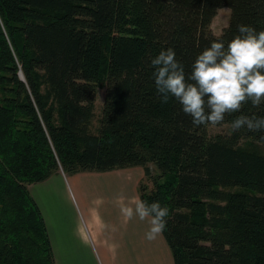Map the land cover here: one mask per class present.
Instances as JSON below:
<instances>
[{"label": "trees", "instance_id": "trees-1", "mask_svg": "<svg viewBox=\"0 0 264 264\" xmlns=\"http://www.w3.org/2000/svg\"><path fill=\"white\" fill-rule=\"evenodd\" d=\"M221 7L229 21L215 35ZM238 25L264 29V0H0V264H55L31 184L134 166L153 180L140 199L169 208L174 264H264V131L231 128L264 117V103L211 135L175 97L161 102L151 65L172 48L187 76Z\"/></svg>", "mask_w": 264, "mask_h": 264}, {"label": "clouds", "instance_id": "clouds-1", "mask_svg": "<svg viewBox=\"0 0 264 264\" xmlns=\"http://www.w3.org/2000/svg\"><path fill=\"white\" fill-rule=\"evenodd\" d=\"M151 65L161 102L166 104L175 97L195 126L215 127L226 114L241 111L249 101L254 107L264 103V29L257 32L251 26L238 25V34L227 47L222 40H213L198 55L187 76L172 48L162 50ZM231 128L264 131V117L240 115L231 122ZM121 213L147 221L146 238L152 240L165 230L169 208L159 201L149 204L137 198L122 206Z\"/></svg>", "mask_w": 264, "mask_h": 264}, {"label": "crops", "instance_id": "crops-1", "mask_svg": "<svg viewBox=\"0 0 264 264\" xmlns=\"http://www.w3.org/2000/svg\"><path fill=\"white\" fill-rule=\"evenodd\" d=\"M132 168L87 173L109 174L115 180L124 178L127 184L101 190L105 194L97 206L86 195L88 192L77 189L76 208L69 201L67 213L56 209L53 224L43 215L40 202V192L45 186L42 184L38 189L29 186L44 218L55 264H174L162 234L147 239V221L127 218L121 213L122 206L140 199L136 185L129 183ZM80 174H72L70 178L74 181Z\"/></svg>", "mask_w": 264, "mask_h": 264}, {"label": "rangeland", "instance_id": "rangeland-1", "mask_svg": "<svg viewBox=\"0 0 264 264\" xmlns=\"http://www.w3.org/2000/svg\"><path fill=\"white\" fill-rule=\"evenodd\" d=\"M230 16V10L228 7H221L216 11V14L210 22V30L213 34L219 35L222 30L227 26ZM104 94V88H98L96 99L94 101V113L91 122L92 131H96L98 126V119L100 116L102 99ZM230 126L228 124H220L215 127L209 125L207 131L209 134L217 133H228ZM258 150L264 153V146L258 145ZM151 170V175L154 177L158 170L156 167L149 163ZM131 181L129 183L136 185V190L139 193V188L144 187L145 191H148L152 188L153 180L152 177H147L143 173V168L141 166L132 168ZM89 172H81L80 175L75 176L73 181L70 178V175L65 174L59 169L58 172L52 174L50 178L31 184L30 187L38 189L43 184L45 189L40 192V202L42 204L43 215L51 221L53 224L54 212L56 209L63 210V213L69 211V201L76 208V202L79 201V196L76 193V190L79 189L83 192H88L86 195H90V200H94L95 206L101 203L103 200L102 191L109 187L115 185L127 184V181L124 178L112 179L109 174H87ZM72 188H74L72 190ZM237 187H232L229 190H238ZM78 190V192H79ZM140 194V193H139ZM102 197V198H100Z\"/></svg>", "mask_w": 264, "mask_h": 264}, {"label": "water", "instance_id": "water-1", "mask_svg": "<svg viewBox=\"0 0 264 264\" xmlns=\"http://www.w3.org/2000/svg\"><path fill=\"white\" fill-rule=\"evenodd\" d=\"M19 75H20V77H21V79H22V74H21V73H19Z\"/></svg>", "mask_w": 264, "mask_h": 264}]
</instances>
